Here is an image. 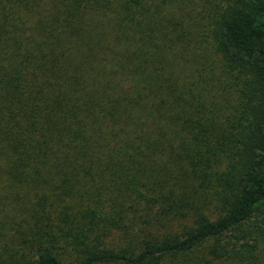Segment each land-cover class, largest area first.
Listing matches in <instances>:
<instances>
[{
	"label": "trees",
	"instance_id": "1",
	"mask_svg": "<svg viewBox=\"0 0 264 264\" xmlns=\"http://www.w3.org/2000/svg\"><path fill=\"white\" fill-rule=\"evenodd\" d=\"M264 0H0V264H264Z\"/></svg>",
	"mask_w": 264,
	"mask_h": 264
},
{
	"label": "rangeland",
	"instance_id": "2",
	"mask_svg": "<svg viewBox=\"0 0 264 264\" xmlns=\"http://www.w3.org/2000/svg\"><path fill=\"white\" fill-rule=\"evenodd\" d=\"M260 254H261L262 263H264V239L260 246Z\"/></svg>",
	"mask_w": 264,
	"mask_h": 264
}]
</instances>
